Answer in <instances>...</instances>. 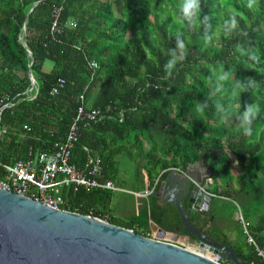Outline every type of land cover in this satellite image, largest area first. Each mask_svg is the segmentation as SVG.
Listing matches in <instances>:
<instances>
[{
  "label": "trees",
  "instance_id": "trees-1",
  "mask_svg": "<svg viewBox=\"0 0 264 264\" xmlns=\"http://www.w3.org/2000/svg\"><path fill=\"white\" fill-rule=\"evenodd\" d=\"M182 2L0 0V107L8 103L1 111V160L10 163L24 158L29 148L51 146L68 130L83 92L86 108L105 113L99 120L79 122L80 136L72 150L76 164H83L88 148L101 158L103 179L123 188L117 159L135 156L133 190L138 192L144 188L143 170L149 189H156L170 170L207 163V190L215 195L208 211L192 210L189 219L216 241L231 245L244 264H264L236 219L234 239L213 223L222 208L218 202L228 201L236 209L234 200L256 244L264 249V0H257L253 9L247 0H200L199 19L209 17V40L204 25L186 26ZM59 6L61 30L51 34V10ZM233 15L238 28L229 34L225 22ZM177 33L186 51L169 76L164 65L176 48ZM238 44L254 51L258 62L237 51ZM46 60L52 62L49 70L43 69ZM91 61L97 67L91 68ZM202 65L212 83L198 71ZM222 71L230 72L227 81L216 77ZM58 77L65 85L51 95ZM246 77L256 82L255 88L235 95L234 83ZM197 102L205 106L202 111ZM251 103L259 114L246 136L238 129L236 114ZM223 111L228 125L221 122ZM232 159L236 174L230 169ZM112 193L69 186L61 192L66 200L62 208L101 219L106 215L108 222L142 235L148 220L169 231L180 223L175 207L160 204L152 194L135 217L119 219L110 205Z\"/></svg>",
  "mask_w": 264,
  "mask_h": 264
},
{
  "label": "water",
  "instance_id": "water-1",
  "mask_svg": "<svg viewBox=\"0 0 264 264\" xmlns=\"http://www.w3.org/2000/svg\"><path fill=\"white\" fill-rule=\"evenodd\" d=\"M29 76L33 82L30 69ZM195 164L170 170L168 184L161 183L156 192L149 189L146 175L145 190L152 196L162 189L176 193L170 204L184 229L169 231L157 225L161 238L172 242L0 189V264H218L175 242L187 240L233 264H244L231 245L216 241L189 219L192 210L208 211L211 201L204 177L191 171Z\"/></svg>",
  "mask_w": 264,
  "mask_h": 264
},
{
  "label": "built area",
  "instance_id": "built-area-1",
  "mask_svg": "<svg viewBox=\"0 0 264 264\" xmlns=\"http://www.w3.org/2000/svg\"><path fill=\"white\" fill-rule=\"evenodd\" d=\"M61 9L62 7L59 6L51 10V34L60 32L61 30L59 25ZM69 25L73 26L74 22H70ZM89 66L95 68L97 67V63L91 61ZM32 83H34V81ZM64 85L65 79L63 77H58L50 90V94H57ZM31 90L32 87L28 91ZM77 98L80 104L75 110L74 117L68 130L64 135L59 136L51 146L39 151H33L32 148H29L24 158L17 159L10 163L2 161L0 156V189L29 196L42 204L56 209H64L62 206L66 204V200L63 198L61 192L63 188L69 186H72L74 190L82 188L86 192L94 189L126 191L117 186L112 180L103 179L101 158L93 154L88 148L84 147L87 155L82 165H78L72 160V150L80 136L79 122L99 120L105 113L101 108H86L83 92L80 93ZM7 105L8 103H4L2 107H0V122L1 111ZM109 108L110 107L107 106L104 111H107ZM26 129L29 130V127L26 126ZM4 133L5 128L0 123V137ZM174 169L179 170L177 168ZM151 190H146V195L150 194ZM129 192L134 195H141L140 192ZM208 193L210 196L215 195L210 192ZM232 202L236 205V220L242 228L245 241L255 248L256 255L264 262V249L256 244L249 229L250 223L243 217L240 206L234 200H232ZM102 220L107 221V216L105 215ZM153 224L156 227V232L154 233L152 229L147 230L146 236L172 242L166 238H161L158 233L157 224L154 222ZM148 228H151V225H148ZM175 242L188 250L210 258L215 263L233 264L231 261L223 258L219 253L208 252L199 247H195L193 244H189L188 246L185 242Z\"/></svg>",
  "mask_w": 264,
  "mask_h": 264
},
{
  "label": "clouds",
  "instance_id": "clouds-1",
  "mask_svg": "<svg viewBox=\"0 0 264 264\" xmlns=\"http://www.w3.org/2000/svg\"><path fill=\"white\" fill-rule=\"evenodd\" d=\"M257 4V0H247V7L249 9H253ZM180 11L182 13L183 19L186 21V26L192 25L196 26L197 23L204 25L205 28V40H209L210 36L208 35V31L210 25L208 24L209 17L204 15L203 19L200 20L199 16L201 13V5L200 0H183ZM238 28V21L236 16L233 15L228 21L225 22V31L226 33H231ZM241 35H247L246 32L241 30ZM181 33H177L176 36V48L173 49L170 53L171 58L165 63L164 69L166 73L171 76L173 69L178 61H182L184 59L186 46L183 39H181ZM177 50H179V55H177ZM236 50L239 51L242 55H247L249 59L252 61L259 60L257 54L251 49H245L241 45L236 46ZM230 72H221L216 75V77L220 81H227L230 78ZM256 86V82L250 78L246 77L244 81L238 80L233 85V93L235 95H239V93L244 91H252ZM205 108L204 105H201L197 102V110L202 111ZM259 114V109L255 103L247 104L244 107L242 112L236 114V120L238 121V129L243 132L244 135L250 136L252 134V124L253 121L257 118ZM221 122L225 125L230 123L227 115V111L221 112Z\"/></svg>",
  "mask_w": 264,
  "mask_h": 264
},
{
  "label": "rangeland",
  "instance_id": "rangeland-1",
  "mask_svg": "<svg viewBox=\"0 0 264 264\" xmlns=\"http://www.w3.org/2000/svg\"><path fill=\"white\" fill-rule=\"evenodd\" d=\"M47 70V68H46ZM198 71L200 73L207 74L206 78L207 80H212V75L208 71V69L205 66H199ZM212 83V82H211ZM139 165L142 164V159H137ZM136 157L135 156H128V155H123L117 159L118 163V178L123 179V184L122 186L126 189H134L135 184H136ZM230 169L234 174L237 173L236 171V163L235 160H231L230 164ZM144 176V175H143ZM208 176L204 175V179ZM207 182H209L207 180ZM133 194V193H132ZM140 201L146 200L145 199H139L135 196H132L130 193L127 192H118V191H113L112 196H111V207L113 210V214L118 217L119 219H122L124 221H127L131 219L132 217H135V201ZM221 209L217 210L215 212L216 218L214 220V225L218 227L222 232H225L226 234L232 233L235 234L233 231V226H232V220L236 219V209H234V206L232 203L228 201H219ZM137 208V207H136ZM142 207L139 206V210H141ZM226 217V218H225ZM153 230L154 233L156 232V227L153 223H151V228L148 230ZM179 241L183 240L182 237L178 238ZM186 245L189 246L190 241L187 240L185 241ZM195 247H198L196 244H193ZM193 246V247H194Z\"/></svg>",
  "mask_w": 264,
  "mask_h": 264
},
{
  "label": "crops",
  "instance_id": "crops-1",
  "mask_svg": "<svg viewBox=\"0 0 264 264\" xmlns=\"http://www.w3.org/2000/svg\"><path fill=\"white\" fill-rule=\"evenodd\" d=\"M52 67V62L51 61H49V60H46L45 62H44V64H43V69L44 70H46V68H47V70H49L50 68ZM173 170H175V169H173ZM180 170V169H179ZM191 171L193 172V173H198V174H200V176L202 177V176H204V175H207V166H206V164L205 163H196L195 164V166L193 167V169H191ZM143 172V180H144V188L142 189V190H140V191H138V193L140 192L141 193V195H134V194H132L131 192H129V191H133V192H137V191H134L132 188L131 189H126V188H124L123 187V189H125L126 191H118V192H127V193H130L132 196H135V197H137V198H139V199H145L146 198V200L144 201V200H142V202H140V201H135V214H137L138 212H139V206L140 207H145L146 205H148V200H149V197H150V194H148V195H146V190H145V186H146V184H147V174H146V172L143 170L142 171ZM169 173V172H168ZM168 173L164 176V177H162V178H160L159 179V184H158V186H160V184L161 183H163V186H166V184H168V181H166V176L168 175ZM207 180L209 181V182H207ZM114 182V181H113ZM211 182V179L210 178H208V179H206L205 181H204V183L205 184H208V187H209V183ZM115 183V182H114ZM116 184V183H115ZM117 185V184H116ZM118 186V185H117ZM157 186V187H158ZM120 187V186H119ZM120 188H122V187H120ZM151 189H153V190H156V189H154L153 187L151 188ZM167 189H162L159 193H160V195H159V203L160 204H162V205H165L164 204V200H165V195L168 193V191H166ZM170 192V191H169ZM173 192V194L175 193L174 191H172ZM171 193V192H170ZM110 205H111V200H110ZM168 205V204H167ZM137 207V208H136ZM148 222H150L151 223V221L150 220H148ZM147 222V228H148V225H149V223ZM153 223V222H152ZM149 229V228H148ZM225 233V232H224ZM226 234V233H225ZM228 236H230L231 238H235V234H232V233H228L227 234ZM191 244H193V243H191Z\"/></svg>",
  "mask_w": 264,
  "mask_h": 264
},
{
  "label": "flooded vegetation",
  "instance_id": "flooded-vegetation-1",
  "mask_svg": "<svg viewBox=\"0 0 264 264\" xmlns=\"http://www.w3.org/2000/svg\"><path fill=\"white\" fill-rule=\"evenodd\" d=\"M159 187V186H158ZM158 187L156 188V190H158ZM156 190H155V192H156ZM176 195V193H174L173 194V192H168L166 195H165V202H164V204L165 205H170V206H173V205H171L170 203L173 201V196H175ZM155 196L158 198V200H159V191H157V193H155ZM184 229V227H183V225H181L180 223H178L177 222V224L174 226V230H183Z\"/></svg>",
  "mask_w": 264,
  "mask_h": 264
},
{
  "label": "bare ground",
  "instance_id": "bare-ground-1",
  "mask_svg": "<svg viewBox=\"0 0 264 264\" xmlns=\"http://www.w3.org/2000/svg\"><path fill=\"white\" fill-rule=\"evenodd\" d=\"M209 255V254H208Z\"/></svg>",
  "mask_w": 264,
  "mask_h": 264
}]
</instances>
